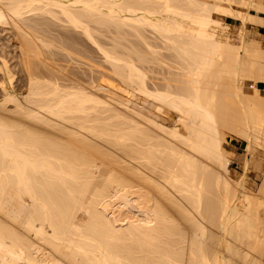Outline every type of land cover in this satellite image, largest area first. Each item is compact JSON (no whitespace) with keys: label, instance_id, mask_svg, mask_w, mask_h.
Returning <instances> with one entry per match:
<instances>
[{"label":"bare ground","instance_id":"bare-ground-1","mask_svg":"<svg viewBox=\"0 0 264 264\" xmlns=\"http://www.w3.org/2000/svg\"><path fill=\"white\" fill-rule=\"evenodd\" d=\"M212 12L264 25L262 0H0L26 79L15 87L0 52V264H262L264 176L256 192L229 176L223 128L246 142L244 166L264 162V47L243 26L223 39ZM71 32L106 79L95 60L86 82L67 66L87 58ZM126 36L147 50L121 51ZM160 54L171 76L149 86ZM119 82L174 123L100 93Z\"/></svg>","mask_w":264,"mask_h":264},{"label":"rangeland","instance_id":"rangeland-1","mask_svg":"<svg viewBox=\"0 0 264 264\" xmlns=\"http://www.w3.org/2000/svg\"><path fill=\"white\" fill-rule=\"evenodd\" d=\"M262 1H264V0H262ZM234 9H240V10H244L243 8H241V7H239V6H237V5H233L232 6ZM212 16L214 17V18H219L220 19V21H221V23H222V26L223 25H226V27L224 28L225 30H223V32H222V34H223V39H225V40H229V42H232V43H237V35H238V30H240V28H241V26H243L248 32H249V34L251 35V37H253L255 40H258V42L261 44V46L262 47H264V40H262V38H261V35H260V33H259V28H258V24H256V23H254V22H251V21H246L245 23H243L242 22V20H241V18H239L238 16H229V15H219L218 13H216V12H212ZM55 23H58L57 21L55 22ZM243 23V24H242ZM242 24V25H241ZM228 26V27H227ZM55 28H57V26L55 27ZM57 29H60L59 27L57 28ZM64 29H60V31H63ZM54 32V31H53ZM63 32H66L67 33V31H63ZM69 32V31H68ZM148 32V31H147ZM147 32L145 31L144 33L146 34V36H148L147 38L149 39V41H151L152 43H155V41H156V43H157V40L156 39H154V37H153V35L151 34V38H150V33L148 32V34H147ZM54 33H56V30H55V32ZM72 33V35L74 34V36L75 37H78L80 40H82V42L80 43V44H77L76 46H75V48H77L78 47V49H76V51H78L77 53H79V51H80V54L82 53V57L85 59L86 57L88 58V60H87V58L84 60V59H82V58H79L80 60H84V61H74V58L70 61L69 60V62H70V64H69V62L67 63L68 65L67 66H71V67H73V69L75 70V68H76V66H77V74L79 75V73H80V78H83L84 77V75H85V72H86V75H85V77L82 79L83 81H85L86 82V80L88 79V77H89V74H88V72L86 71V66L87 65H85V61L86 62H88V61H94L95 60V62H93L95 65L93 66V67H95L94 68V73L97 75V76H101L100 77V80L101 79H103V77H104V79H106V77H105V74H107V70H106V68L109 66L107 63H105V62H103L102 61V58H101V56H100V52H98V50L96 49V47L95 46H93V44L89 41V40H87V38H85L82 34H77V33H74V32H71ZM102 36V35H101ZM100 35H99V37H100V39H103V41H105L106 40V42L108 41V42H112L111 40H109V39H107L106 37H104V36H102L101 37ZM226 36V37H225ZM12 37H13V30L11 29V27L10 26H0V52H3L5 55H6V57L9 59V64H11V70L14 72V85H15V87L16 88H24V86H25V81H26V79H25V76H24V73H23V71L20 69V67H19V65L17 64V61L19 60V55H18V50H17V48H16V46L14 45V42H13V40H12ZM128 37V38H127ZM131 37V38H130ZM135 37H132V36H126V40H125V38H123L125 41H123V39H121L120 41L122 42V44H119L118 45V48H120L121 49V51H123V50H125V53H127L126 51H129V52H131L130 54H132V52H134V51H132L131 49L134 47L132 44H134L135 45V49L134 50H138V49H140V50H142L143 51V49L144 50H147V49H145V47L143 46V43L142 44H140L141 43V41H140V43H139V41H137V40H139V39H134ZM151 39V40H150ZM134 40H135V43H134ZM127 41H129L130 43H131V46H132V48H130V43L129 42H127ZM124 43V44H123ZM138 43V44H137ZM84 44V45H83ZM123 45V46H122ZM128 45V46H127ZM141 45H142V47H141ZM94 47V48H93ZM122 47H123V50H122ZM129 49H128V48ZM143 48V49H141V48ZM155 47V46H154ZM80 48V49H79ZM88 49V50H87ZM91 49V50H90ZM127 49V50H126ZM154 49H157L158 50V48L156 47V48H154ZM167 52V51H166ZM89 53V54H88ZM92 53V54H91ZM124 53V52H123ZM161 53H163V51L161 52ZM168 53V52H167ZM167 53H165V51H164V53L163 54H165V55H169V54H167ZM163 54H160V55H157L156 56V60L158 61V59L160 60V62H162L163 60H165V64H164V62H162L164 65L163 66H161V64H157V61H155V59H154V57L152 58H150V60L152 59L153 60V62H150V61H145V63H146V65H145V63L143 64V69H145V68H148V70H146V72L148 73V75H149V80L147 79V82H149L148 84H149V86H151V85H154V84H161L162 82H164V81H159L158 80V75H160L159 76V79L160 80H162L161 79V77H162V75L164 76V77H170L171 75H170V72L172 71V69H169V66H167L166 64H168L169 62H170V60H168L169 58L168 57H164L163 56ZM86 57H85V56ZM161 56H163V57H161ZM94 57V58H93ZM100 58V59H99ZM163 58V59H162ZM166 60H167V62H166ZM169 61V62H168ZM63 62H65L66 63V61H63ZM62 61H61V63H63ZM78 62V63H77ZM148 62V63H147ZM155 62V63H154ZM159 62V61H158ZM16 63V64H15ZM98 63V64H97ZM153 65H152V64ZM64 64V63H63ZM102 64V65H101ZM106 64H107V66H106ZM147 64H149V66L147 65ZM151 64V65H150ZM157 65V66H154V65ZM98 65V66H97ZM146 66V67H145ZM151 66V67H150ZM166 66H167V68H166ZM71 67H69V68H71ZM79 67V68H78ZM150 67V68H149ZM83 68L85 69V70H83ZM152 68H154V70L152 69ZM80 69V70H79ZM106 71H105V70ZM151 69H152V72H149V71H151ZM157 69V70H156ZM162 69V70H161ZM81 70H83V72L81 71ZM104 70V71H103ZM22 71V72H21ZM78 71H80V72H78ZM95 71H97V72H95ZM101 72H102V74H104V75H102L101 74ZM106 72V73H105ZM156 72V73H155ZM161 72V73H160ZM82 73H84V75H82ZM98 73V74H97ZM163 73V74H162ZM88 74V75H87ZM100 74V75H99ZM153 75V76H152ZM86 76H88V77H86ZM24 77V78H23ZM153 77V78H152ZM164 77H163V80H164ZM85 78H86V80H85ZM156 78H157V80H156ZM151 79H153V81H152V83H151ZM88 81V80H87ZM157 81V82H156ZM156 82V83H155ZM249 80H245L244 81V83H245V87H244V89H245V91L247 92V94H251L252 93V88H251V86H250V84H249ZM151 83V84H150ZM154 83V84H153ZM119 84V86H120V89H116V88H112V89H110V90H100V93H102L103 95H107V94H109L110 92V94H113V96L115 95V97H116V99L117 100H119V101H121V102H125L126 100H128L127 99V97H129V101H131L132 102V104L128 101V105L129 106H131V108H133L134 110H138V112H142V115L144 114V116H146V117H148V118H150V119H152L153 118V120H155V121H157L158 123H161V124H163V125H165V126H171L173 123H174V114H173V112H172V110L169 108V107H167V106H164V105H162L158 100H156V99H154V98H152L151 96L149 97V96H147V95H145V94H143L142 92H138V90L137 89H135L132 85L130 86V84H127V83H124V82H119L118 83ZM130 87H129V86ZM258 86L261 88V90H260V93L262 94V95H264V83H261V82H258ZM123 88V89H122ZM126 88V89H125ZM112 90L113 91H115V93L113 92L112 93ZM131 90V91H130ZM108 91V92H107ZM124 91V92H123ZM127 91V92H126ZM128 91H130V94H129V92ZM133 92H135V94L134 95H132L133 94ZM131 95V96H129V95ZM118 95H119V97H121V98H118ZM144 97H145V100H144ZM123 98V99H122ZM122 99V100H121ZM142 100V101H141ZM144 101H146L145 103H144ZM158 105H157V104ZM151 105V106H150ZM162 107H164V109H162V108H160L161 106ZM141 106V107H140ZM160 108V109H159ZM156 112V113H155ZM152 113H155V114H153L152 115ZM169 116V117H168ZM152 117V118H151ZM223 131H224V134H225V136H226V139H227V141H228V143H226V147H227V149H228V158H229V176L232 178V179H239L241 176H244V187L246 188H248V190H252V191H254V192H256L257 190H258V188H259V186H260V184H261V181H262V176H264V175H261L262 173H261V171H262V169H264V167H262V166H264V162H262V164L261 163H258V165H257V163L255 164V163H253V162H251V164L250 165H245L244 166V163H243V161H242V159H241V155L243 154V152H244V146H245V144H246V142L244 141V140H242L241 138H238V137H236V136H234L233 134H232V132L231 131H229L227 128H223ZM230 149V150H229ZM260 156L262 157V158H264V154H262V153H260ZM254 164V165H253ZM258 167H257V166ZM261 165V166H260ZM247 166V167H246ZM257 168H256V167ZM260 166V167H259ZM244 167H246V170L244 169ZM256 169H255V168ZM248 168V169H247ZM252 168H254V169H252ZM258 169V170H257ZM262 172H264V171H262ZM259 174V175H256V174ZM248 175V176H247ZM252 178V179H251ZM261 180V181H260ZM253 183V184H252ZM259 184V185H258ZM246 188V189H247ZM249 188H251V189H249ZM257 189V190H256ZM262 258H264V255H262ZM262 260H264V259H262ZM262 264H264V261H262Z\"/></svg>","mask_w":264,"mask_h":264},{"label":"crops","instance_id":"crops-1","mask_svg":"<svg viewBox=\"0 0 264 264\" xmlns=\"http://www.w3.org/2000/svg\"><path fill=\"white\" fill-rule=\"evenodd\" d=\"M258 28H259L258 30H259V33L261 35V38H262V40H264V25H259ZM257 86H258V84H257Z\"/></svg>","mask_w":264,"mask_h":264}]
</instances>
